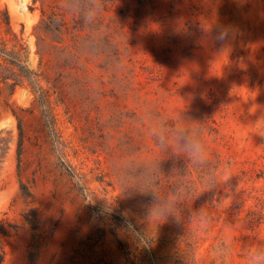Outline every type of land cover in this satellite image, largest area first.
I'll return each instance as SVG.
<instances>
[{
	"label": "rangeland",
	"instance_id": "374dc122",
	"mask_svg": "<svg viewBox=\"0 0 264 264\" xmlns=\"http://www.w3.org/2000/svg\"><path fill=\"white\" fill-rule=\"evenodd\" d=\"M4 6L0 264H264V0Z\"/></svg>",
	"mask_w": 264,
	"mask_h": 264
},
{
	"label": "trees",
	"instance_id": "16d2710c",
	"mask_svg": "<svg viewBox=\"0 0 264 264\" xmlns=\"http://www.w3.org/2000/svg\"><path fill=\"white\" fill-rule=\"evenodd\" d=\"M0 27L4 28L8 32H12L11 24H10V15H9V12L6 6L0 8ZM12 36L15 39L14 45H16V42H18L17 36L16 35H12ZM0 56L4 60H7L12 65V67L16 66L19 69L23 70L26 76L31 74L30 69L26 67L25 64L22 63V60L18 54V51L14 50L13 48H8L5 45V43L2 41H0ZM0 66H1V63H0ZM43 115H44L46 123L49 126H51L49 123L50 122L49 115L45 110L43 111ZM21 191L25 196H31L28 187L24 185L23 183H21ZM32 208H34V206H32ZM25 217L31 225H35L36 213L33 209H32V213L30 215H25Z\"/></svg>",
	"mask_w": 264,
	"mask_h": 264
},
{
	"label": "clouds",
	"instance_id": "9594fccd",
	"mask_svg": "<svg viewBox=\"0 0 264 264\" xmlns=\"http://www.w3.org/2000/svg\"><path fill=\"white\" fill-rule=\"evenodd\" d=\"M190 147H191V150H192L194 153L200 151V147H199L198 143L195 142V141H192V142H191Z\"/></svg>",
	"mask_w": 264,
	"mask_h": 264
},
{
	"label": "bare ground",
	"instance_id": "6f19581e",
	"mask_svg": "<svg viewBox=\"0 0 264 264\" xmlns=\"http://www.w3.org/2000/svg\"><path fill=\"white\" fill-rule=\"evenodd\" d=\"M14 11V10H13Z\"/></svg>",
	"mask_w": 264,
	"mask_h": 264
}]
</instances>
